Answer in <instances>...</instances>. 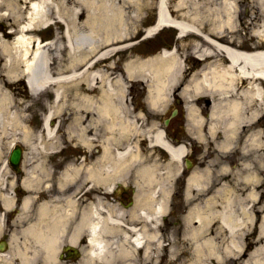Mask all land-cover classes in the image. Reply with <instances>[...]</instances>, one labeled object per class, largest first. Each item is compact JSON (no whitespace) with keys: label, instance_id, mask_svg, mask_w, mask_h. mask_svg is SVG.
Segmentation results:
<instances>
[{"label":"bare ground","instance_id":"bare-ground-1","mask_svg":"<svg viewBox=\"0 0 264 264\" xmlns=\"http://www.w3.org/2000/svg\"><path fill=\"white\" fill-rule=\"evenodd\" d=\"M222 1L221 6L226 12L224 13L225 16L218 21L217 26L211 29V32L219 36L217 41L212 42L210 33L203 32V16L197 10V8H200L197 7L199 3L193 2L194 7L190 10L187 6L188 0H178L172 6L169 0H156L157 21L144 30L145 38H152L155 34H160L161 31L172 27L176 29L180 39L194 34L203 37L205 41L200 42L199 39L192 43L193 54L202 61L199 67L194 68V70L188 69L189 65L179 53L178 47L164 48L159 53L146 58L129 59L123 65V76L118 74L113 77L111 73H106L105 69L108 68V64L103 67V70L100 68L96 70V64L102 63L111 57L112 50L108 51L106 49L108 44L123 42L129 37L127 31H129L131 22L133 19L134 22L140 19L142 11L152 4V0H0V9L5 8L2 13L3 16H11L16 22H18L19 17L25 18L23 23L16 26L15 34L5 32L0 35V138L2 137L1 133L6 132L9 129L8 127H14L23 120L19 110L14 109L15 104L18 102L15 97V86L18 81L24 79L29 90L38 96L39 93L52 85L85 77L84 81L89 91H95L92 84L100 87L103 91L100 98L103 103L97 110L99 115H95V119L89 120L88 125L94 124V128L100 126L106 134H121L123 142L122 147L117 148L116 143L118 140L116 141L115 136L111 137L109 141L105 139L102 154L97 156L92 164H84L83 161L80 163L70 161L58 173L57 188L59 193L58 195L49 196L48 200L40 204L43 213L40 234L35 246L34 244L32 246L26 264H37L40 259L45 260L46 264H60L56 262V254L63 243L80 246L84 241H86V245L83 248L81 246L84 254L79 264H97L98 262L111 264L108 254L111 245L116 243V241L111 240L119 232L125 214L119 209H108V203L100 196H96L94 202L83 205L81 202L82 197L78 198V190L81 185H91V188L102 193L99 195H107L108 174L111 173V169L117 168L121 170L120 173H124L122 165L129 161L130 157L134 161L139 158L136 149L137 141L133 138L135 133L142 132L149 144L165 149L170 157L176 161L178 167L176 171L181 170V160L185 156L184 147H173L168 143L163 131L154 122L145 129L140 126L139 118H143L144 115L133 112L129 107L130 105L127 104L128 80L147 82L149 107L152 111L158 113L166 109L168 98L171 99L172 93H175L183 84L180 95L185 100L184 106L188 112L190 123L197 129L204 122L205 124L208 123L210 133L216 130L219 119L218 95L236 87L235 77L230 72L232 69L237 70L240 75H247L256 78V80L264 81V50L246 53L223 44L226 29L233 28L236 7L234 0ZM18 2L24 3L28 10H20ZM261 6H264V2ZM127 12L133 13L134 18L128 17ZM54 14L57 20L51 18ZM84 14L87 15L85 21L81 19ZM95 16L109 17L106 32L104 27H84ZM58 22L65 25L67 47L71 52L79 51L80 54L74 56L70 62L71 72L54 76L49 51L55 41H44L41 40V37L34 36L31 33L48 29L52 25L56 27ZM85 29L93 37L96 34L102 45L98 46L97 40L91 41L93 38L84 36L82 30ZM254 35L259 39V44L264 45V23L256 28ZM209 44L214 45V51L210 49ZM131 45L129 43L112 48L123 49ZM104 47L105 50H103ZM218 56H221V60L225 59L229 66L222 65V61ZM79 63L83 67L80 72H78V69L74 70L77 65L79 66ZM110 65L113 66V63H110ZM112 66L110 69H114ZM223 71L230 75L223 77L221 74ZM106 86H108V90H105ZM62 90V86L53 89L55 102L63 99ZM245 92L247 101L253 96L260 105L248 115V118L251 119L258 115L260 107H264V92L256 81L250 83ZM84 99L85 102L81 105H84L85 108L96 107L92 102L94 96L87 94ZM199 100L209 101V116L205 121L201 116V108L198 106L197 101ZM242 105V97L233 102L231 109L232 115H234L231 120L233 128L241 120ZM79 120L80 116L75 119L71 132H76L78 146L82 147L85 153H91L90 151L94 148L92 141L94 137L87 136V125L84 126L83 121L80 122ZM99 122L102 124L99 125ZM57 126L58 124L55 123V110L49 108L43 117V130L40 135L42 138L43 135L44 138H47L46 142L48 144L43 146L44 148L58 147ZM28 133L30 134V132ZM15 142L16 140H12L11 146ZM24 142L30 144L26 140ZM110 156L113 157V165L108 164ZM27 161H30V167L25 168L26 176L21 181V186L23 189L33 191L36 187L31 177L36 175L39 170L45 173V167L42 163H36L37 161H33L28 156ZM1 166V172H3L1 174L3 175L6 173L5 171H8L6 162L3 161ZM166 168L168 170L165 169L160 173H156L157 168L154 166L145 167L141 170L143 174L173 173L174 169L171 166L167 165ZM159 170L161 169L159 168ZM203 174L204 171L196 169L189 177L190 182L198 186V189H201ZM69 185L73 186V189L77 188L75 193L66 194ZM160 191L163 193L162 200L158 201L154 209L151 211L144 209L139 213L145 221L157 222L165 214L169 192L167 187L162 185L159 187L158 192ZM13 200V197L9 201L5 199V205H11ZM32 202V196L30 195L22 199V209L18 219H21L22 214L27 211ZM228 209L232 210L231 208ZM229 210L224 215V220L233 229L235 225L230 219L232 217L229 215ZM212 214L210 209L205 214H202L200 209H195L190 212L189 219L186 220L189 222L190 218L195 215L201 223L199 228L203 229L211 219ZM135 240L137 243L141 241L137 236ZM118 246L121 248V244ZM232 246L236 249L233 250L237 252L241 248L235 241L232 242L229 248H232ZM243 264H264V260H259L256 254H253Z\"/></svg>","mask_w":264,"mask_h":264},{"label":"flooded vegetation","instance_id":"flooded-vegetation-1","mask_svg":"<svg viewBox=\"0 0 264 264\" xmlns=\"http://www.w3.org/2000/svg\"><path fill=\"white\" fill-rule=\"evenodd\" d=\"M235 1L238 6L235 15L237 24L234 36L227 38L228 44L244 50L264 48L250 35L253 28L264 23V14L252 8L258 0ZM221 61L222 65L229 66L225 59ZM230 72L235 77L236 87L218 95L219 119L213 134L205 122L199 134L193 133L187 115L182 114L180 109L171 120L167 137L173 145L183 144L186 151L178 173H140L141 162L146 158L157 160L161 166L170 162L164 149L155 147L149 151L150 146L141 137L136 148L141 160L131 164L127 161L122 166L124 173L117 168L111 169L107 195H99L102 193L91 185L80 186L78 198L82 197L83 205L94 202L96 196H100L108 203V209H119L125 214L119 232L111 240L116 243L111 245L108 256L114 264H241L253 254L264 258V107H260L256 117L248 118L260 106L253 96L248 101L245 99V91L253 80L234 69ZM221 74L223 77L230 75L224 71ZM256 82L264 92V81ZM240 97L243 103L241 120L233 128L231 109L233 102ZM202 101L201 113L205 121L209 116V101ZM133 107V112L139 113L136 108L141 106L137 102ZM122 145L123 142L117 148ZM62 146L55 158L46 156L44 159L45 173L39 176L40 180L33 179L36 187L33 191L21 186L22 178L18 180L16 170L8 161L10 150L4 160L8 171L3 175V161L0 162V264L27 263L42 225L40 204L49 196L58 195V173L70 162L67 161L69 154ZM85 159L79 157L75 160L80 162ZM108 160V164L113 165V157ZM196 169L204 171L201 189L190 182L189 177ZM34 177L36 175L31 178ZM161 185L170 187L165 217L162 221H145L139 213L144 209L151 211L162 200L163 193L158 192ZM76 190L69 185L66 194ZM27 195L32 196L33 202L18 219L22 199ZM11 197L14 198L12 204L6 206L5 199L9 201ZM209 201L216 212L215 221L206 224L203 229L199 228L197 219L186 221L192 209H209ZM227 210L235 225L233 229L224 220ZM136 236L140 238V243L136 242ZM234 241L241 246L238 252L233 246L229 248ZM82 245H86V241ZM73 256L72 252L65 251L63 243L56 254V262L79 263L80 259ZM37 264H46V261L40 259Z\"/></svg>","mask_w":264,"mask_h":264},{"label":"rangeland","instance_id":"rangeland-1","mask_svg":"<svg viewBox=\"0 0 264 264\" xmlns=\"http://www.w3.org/2000/svg\"><path fill=\"white\" fill-rule=\"evenodd\" d=\"M170 5H174L178 0H169ZM220 1V0H219ZM193 2H198L199 5H197L198 11H200L201 16H203V24L205 26V29H212L214 26H217L219 23L218 21L223 17V14L226 13L225 10L222 8L221 5H217L216 1L214 3H211L208 8H206L204 3V0L194 1V0H188L187 6L191 9H193ZM20 10L23 11L28 10V8L25 6L24 3L18 2ZM147 7V6H146ZM262 9L263 6H260ZM253 9H257L256 6L252 7ZM259 9V8H258ZM5 8L2 10L0 9V35L3 33H8L10 30L11 34L16 33L17 25L19 23H23L25 18H18V22H16L15 19H13L11 16H3L2 13L4 12ZM130 10V8H128ZM207 10V12L205 11ZM156 0H152V4L142 11V15L139 20H136L134 22V15L131 12H127L128 17L130 16L133 19V23L131 22L128 35L129 37L123 41V42H115L113 44H108V51L112 50L111 57L107 58L104 62L97 63L95 66V69H102L103 67L108 64V68L105 69L106 73H111V76L115 77L118 74H124L123 65L126 61L129 59H136L139 58H146L148 56L157 54L161 51V49L168 48L172 49L174 47H178L179 53L183 56V59L186 60L188 69L194 70L195 67V59L196 57L193 56V47L192 43L197 40L196 36L190 35L188 37H185L183 39L177 38V32L172 29H165L160 32V34L155 35L152 38H143L144 37V30L149 25L153 24L156 18ZM52 19L57 20L55 18V14L51 16ZM81 19L85 21L87 19V15L84 14L81 16ZM107 19V20H106ZM108 20L109 17H102V16H95L90 20V22L87 23L86 28H89L90 26H94L96 28L98 27H104V30L106 32V29L108 27ZM14 30V31H12ZM103 32V31H101ZM229 33V29L226 30V33ZM98 34H102L100 32H97ZM34 36L41 37L42 40H51L55 41L52 44V49L50 48L49 51V57L52 60V72L54 76H58L60 73H68L71 72L70 68V62L74 56H78L80 54L79 51L77 52H71L70 49L67 47L66 37H65V25L64 23L58 22V25L55 27V25H52L50 28L46 30H40V31H34L31 33ZM82 34L86 36L87 38H93V40H97V45H102L100 40L98 41V36L93 37V35L87 30H82ZM11 40V38H9ZM132 45L128 46L127 48L123 49H116L112 47H117L120 45L129 44ZM54 47V48H53ZM105 50V47L103 48ZM113 63V66L109 64ZM114 67V69H110V67ZM80 72L83 67H81V64L79 63V66L77 65L74 70H77ZM93 70V69H91ZM90 72V71H89ZM113 74V75H112ZM86 76V75H85ZM87 77V76H86ZM85 78V77H84ZM84 78H78L77 80H69L64 81L61 84L52 85L45 91L41 92L37 95H34L30 92L29 88L27 87V84L25 81L20 80L18 81V84H16V90H15V97L17 99V103L14 106V109L16 108L19 110V112L23 116L22 122L18 123L17 125H14V127H8L9 129L6 130V132H2V137L0 138V162L7 159V151L10 150L9 145L12 140H16V143L18 145H22L24 147V150L26 152L25 158H24V168L28 169L30 167V161H27V156L32 158L33 161L42 162L46 157L45 153H48L49 158H55L54 154H51L56 152V149L60 147V149L63 148L62 145L65 147V151L69 154L67 161H72L74 163L76 162V158H83L84 150L82 147L78 146V139L75 135L76 132H71L72 125L75 122V119L80 116V122L83 121L84 126L87 125V136L94 137L92 139L94 148L92 151H90L93 155L91 156V153H87V157H96L100 153H102V146L103 141L105 139H108V141L111 139V137L116 138V141L121 140V134H111L104 131V129L100 126H97L98 128H94V124L89 126V120L95 119V115H99L98 113V107L102 106V89L100 87H96V85L92 84V87H95V91H89L87 88V84L84 81ZM185 82V80H184ZM183 82V83H184ZM101 84V80H100ZM99 84V85H100ZM128 95H127V104L130 105V109L132 108V102L133 105L138 103L139 108L143 109L145 114L154 116L156 120L161 121L162 117L166 118L165 113L169 109L172 108H179L182 113L184 114V107L185 100L180 96V90L183 86L180 85V87L176 90L175 93H172V95H179V97L182 99L180 103L170 100L168 98V102L166 103V109L164 112H154L151 111L148 107V90L149 87L147 85L146 81L143 82H136L133 80H128ZM58 86H62V96L63 99L55 102L53 98V89L57 88ZM105 90H108V86L105 87ZM41 91V90H40ZM87 94L94 96V100L92 101L96 107H91L89 109L85 108L84 105H81L83 102H85V97ZM196 103V102H195ZM77 105H80L77 107ZM198 106L201 108V102H198ZM169 107V108H168ZM49 108H52L55 110V122L58 124L57 126V134L59 139V145L57 148H50L46 147L43 149L41 146L48 144L47 138H43L40 136L43 123V117L45 113L49 110ZM97 118V117H96ZM82 124V126H83ZM102 124L99 122V125ZM97 129V130H96ZM30 132V134L28 133ZM90 134V135H89ZM139 135L140 137H145V134L138 132L135 134ZM136 141H139L136 139ZM28 141L29 143H32L31 146H28L25 144L24 141ZM115 140V139H114ZM146 142V141H145ZM41 145V146H40ZM34 146L35 148H30ZM67 149V150H66ZM79 153V155H78ZM36 162V163H37ZM87 163L92 164V160H87ZM44 166V165H43ZM37 175L40 176L42 174V171L39 170L36 172ZM25 177V172L22 173V175L18 176V180L20 181V178ZM19 185V183H18ZM21 188V187H20ZM216 218H213V221H215ZM79 264V263H77Z\"/></svg>","mask_w":264,"mask_h":264},{"label":"water","instance_id":"water-1","mask_svg":"<svg viewBox=\"0 0 264 264\" xmlns=\"http://www.w3.org/2000/svg\"><path fill=\"white\" fill-rule=\"evenodd\" d=\"M21 148H17L13 151L11 157H10V161L12 162V164L17 167L20 160H21Z\"/></svg>","mask_w":264,"mask_h":264}]
</instances>
